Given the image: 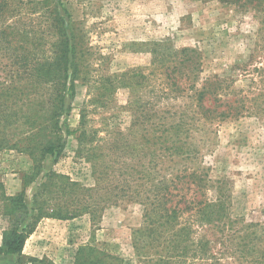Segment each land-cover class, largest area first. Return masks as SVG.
Returning <instances> with one entry per match:
<instances>
[{"label":"rangeland","instance_id":"obj_1","mask_svg":"<svg viewBox=\"0 0 264 264\" xmlns=\"http://www.w3.org/2000/svg\"><path fill=\"white\" fill-rule=\"evenodd\" d=\"M57 1L74 23L81 72L58 131L42 132L61 150L40 165L34 155L43 137L40 124L34 133L31 124L33 113L50 111L47 85L27 78L24 92L14 91L15 58L0 40V246L9 224L4 190L15 195L26 186L33 216L35 192L56 171L79 181L82 192L54 191L48 204L89 209L41 217L22 252H0V264H163V246L137 250L135 230L158 186L184 174L200 175L189 194L222 201L230 226L227 240L209 229L221 220L204 234L186 211L180 222L194 224V240L212 239L215 251L226 241L218 264H264V0ZM17 5L5 23L30 31L25 62L46 67L53 57L49 13ZM173 261L214 259L188 253Z\"/></svg>","mask_w":264,"mask_h":264},{"label":"trees","instance_id":"obj_2","mask_svg":"<svg viewBox=\"0 0 264 264\" xmlns=\"http://www.w3.org/2000/svg\"><path fill=\"white\" fill-rule=\"evenodd\" d=\"M33 4V10L46 8L49 13V30L53 36L52 39V61L43 67L38 65H29L25 61L30 58L32 54L24 46L29 42L30 31L26 28L17 31L16 26L6 24L5 21L10 15H15L18 12L17 4ZM60 2L57 0H38L23 2L19 1L16 4L12 1H0V20L2 21L0 28V40L7 42L12 50L11 55L14 56L15 65L11 78L15 80V90L24 92L25 82L24 79L33 78L35 85H47L48 94L47 99L51 103L50 111L42 116L35 112L32 122V132H35L36 123L40 124L39 134L41 138L36 142L37 153L34 155L35 162L41 164L42 159L47 155H58L61 150L60 144H55L50 141V138L42 134L44 130L50 129V132H57L59 129V118L64 106V99L68 92L75 94L76 80L81 72V65L79 61V47L77 41V34L74 23L71 20V15L68 14L69 22L66 23V18L60 12ZM67 12V10H66ZM68 13V12H67ZM18 35L20 37L18 38ZM22 43H19V40ZM16 42V43H14ZM35 78V79H34ZM32 81V80H30ZM37 87V86H36ZM8 91L11 90L7 87ZM20 100L22 98L20 97ZM224 113V112H223ZM224 115V114H223ZM41 120V121H40ZM40 121V122H39ZM39 122V123H38ZM41 133V134H40ZM22 140V137L21 139ZM40 166H38V169ZM195 177H200L199 174H194ZM194 175L184 174L177 175L176 180L173 177L171 182L166 179L162 182V187L159 188L154 198L147 201L144 214L143 225L135 230V247L137 250L145 249V247H154V243L163 246L165 256H162L159 261L163 264H174L173 258L176 256H183V254L191 253L192 257L202 259H214L210 264H218L220 257L217 253L220 252L224 255L228 252L225 242H221L224 248L215 251L211 246L212 239H197L192 237L194 233V224H186L180 222V217L186 211H191L195 215V221L205 227L204 234L207 233L206 225H214L215 220H221V224L215 225L212 229V235L221 233L224 239L227 240L225 229L229 228L227 222L224 221L227 215V210L222 207L223 202L209 201L203 196L198 198L196 192H190V180L194 179ZM182 177L183 186L178 189L177 193L171 189V185L177 187L178 178ZM185 179V180H184ZM188 181H187V180ZM181 180V181H182ZM0 186H3L1 183ZM82 184L79 181L73 180L71 177L58 173L56 171L49 172L46 175V180L41 184L34 194V207L32 211L33 216L30 214V208L25 201L27 187L15 195H9L3 192L5 203L4 214L8 217L9 224L4 231L3 242L0 246V252L4 254H20L23 250L25 242L29 235L33 232L36 223L43 216H57L60 218L72 217L81 212V210L89 209L77 207L75 210H64V208L51 207L48 203L51 201L47 198L48 194L54 191L65 193L66 195L74 198L78 197L82 192ZM184 206H181V205ZM81 209V210H80ZM30 216L32 221H30ZM211 232V231H210Z\"/></svg>","mask_w":264,"mask_h":264}]
</instances>
